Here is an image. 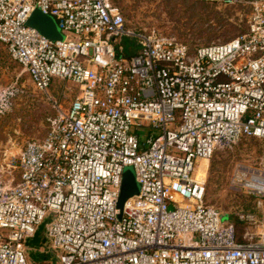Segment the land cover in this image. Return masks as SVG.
<instances>
[{"label":"built area","instance_id":"1","mask_svg":"<svg viewBox=\"0 0 264 264\" xmlns=\"http://www.w3.org/2000/svg\"><path fill=\"white\" fill-rule=\"evenodd\" d=\"M116 1L0 0V44L35 89L61 80L79 91L22 149L18 182L0 178V264H33L25 242L42 225L43 264H264V237L238 242L198 174L217 149L264 141V0H210L249 5L246 29L196 47L128 27ZM35 11L63 40L27 26ZM126 167L139 194L119 210Z\"/></svg>","mask_w":264,"mask_h":264},{"label":"rangeland","instance_id":"2","mask_svg":"<svg viewBox=\"0 0 264 264\" xmlns=\"http://www.w3.org/2000/svg\"><path fill=\"white\" fill-rule=\"evenodd\" d=\"M116 5L128 27L155 30L190 47L224 43L240 36L251 11L249 5L224 7L210 0H117ZM122 46L127 54L132 51L127 39ZM78 94L72 83L61 80H55L46 93L36 90L27 73L0 44V178L6 185L18 182L22 149L31 141L44 139L50 122ZM133 133L139 138L144 135ZM263 152V140L241 137L231 148L217 149L201 166L206 174L204 203L217 209L222 221L234 222L238 242L264 237V195L251 194L245 182L250 176H259ZM236 175L239 182L232 181ZM242 214L251 215L253 222L239 220ZM45 241L44 225L26 240L27 257L33 264L49 262L48 256L40 253Z\"/></svg>","mask_w":264,"mask_h":264},{"label":"water","instance_id":"3","mask_svg":"<svg viewBox=\"0 0 264 264\" xmlns=\"http://www.w3.org/2000/svg\"><path fill=\"white\" fill-rule=\"evenodd\" d=\"M26 24L27 26L38 30L40 34L53 42L61 41L64 38L55 20L39 11L33 12ZM138 194L139 185L135 179L134 171L132 167H126L122 175L121 190L117 201V208L121 210L125 201L129 198L137 196ZM120 218L121 215L118 216V219Z\"/></svg>","mask_w":264,"mask_h":264},{"label":"bare ground","instance_id":"4","mask_svg":"<svg viewBox=\"0 0 264 264\" xmlns=\"http://www.w3.org/2000/svg\"><path fill=\"white\" fill-rule=\"evenodd\" d=\"M208 161H199L198 163V174H202L201 166ZM248 188H252L255 191L264 192V176H255L252 178L251 184H246Z\"/></svg>","mask_w":264,"mask_h":264},{"label":"trees","instance_id":"5","mask_svg":"<svg viewBox=\"0 0 264 264\" xmlns=\"http://www.w3.org/2000/svg\"><path fill=\"white\" fill-rule=\"evenodd\" d=\"M117 2V1H116Z\"/></svg>","mask_w":264,"mask_h":264}]
</instances>
